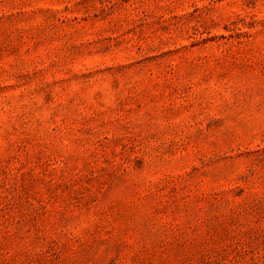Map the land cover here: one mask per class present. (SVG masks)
Segmentation results:
<instances>
[{"label":"rangeland","instance_id":"374dc122","mask_svg":"<svg viewBox=\"0 0 264 264\" xmlns=\"http://www.w3.org/2000/svg\"><path fill=\"white\" fill-rule=\"evenodd\" d=\"M0 264H264V0H0Z\"/></svg>","mask_w":264,"mask_h":264}]
</instances>
